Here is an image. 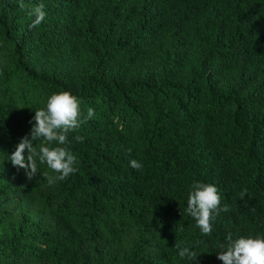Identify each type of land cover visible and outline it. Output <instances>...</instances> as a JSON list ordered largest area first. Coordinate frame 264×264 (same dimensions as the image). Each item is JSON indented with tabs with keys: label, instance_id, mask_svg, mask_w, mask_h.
<instances>
[{
	"label": "trees",
	"instance_id": "1",
	"mask_svg": "<svg viewBox=\"0 0 264 264\" xmlns=\"http://www.w3.org/2000/svg\"><path fill=\"white\" fill-rule=\"evenodd\" d=\"M61 91L78 171L49 187L8 155ZM196 182L227 206L210 236ZM229 233L264 236V0H0V264H222Z\"/></svg>",
	"mask_w": 264,
	"mask_h": 264
},
{
	"label": "clouds",
	"instance_id": "2",
	"mask_svg": "<svg viewBox=\"0 0 264 264\" xmlns=\"http://www.w3.org/2000/svg\"><path fill=\"white\" fill-rule=\"evenodd\" d=\"M17 3L23 10L24 0H17ZM29 15L32 27L40 25L46 18L44 5H37ZM93 116L94 109L88 108L87 119ZM30 123L29 134L21 137L8 155L12 166L23 169L25 176L32 180L38 172V165H46L51 172L43 175L49 187L76 173L78 160L67 145L70 143L68 134L78 130L81 124L79 99L68 91L54 93L47 98L46 107L34 111ZM75 139L79 142L83 137L76 136ZM37 141H41L39 148L35 146ZM129 166L139 171L144 165L132 159ZM226 210V205L221 206V197L214 184L196 182L191 185L185 211L195 220L203 236L212 234V221ZM218 247L220 250L215 255L222 264H264V236L233 238L229 233ZM176 248L178 256L191 264L198 256L189 246L178 244Z\"/></svg>",
	"mask_w": 264,
	"mask_h": 264
}]
</instances>
